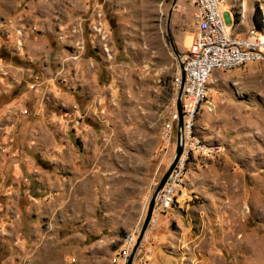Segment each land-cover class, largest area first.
I'll list each match as a JSON object with an SVG mask.
<instances>
[{
	"label": "rangeland",
	"instance_id": "374dc122",
	"mask_svg": "<svg viewBox=\"0 0 264 264\" xmlns=\"http://www.w3.org/2000/svg\"><path fill=\"white\" fill-rule=\"evenodd\" d=\"M172 4L0 0V264H123L173 158L159 132L194 24L177 0L174 55ZM226 6L264 32V0ZM198 107L221 152L189 160L133 264H264V64L214 70Z\"/></svg>",
	"mask_w": 264,
	"mask_h": 264
},
{
	"label": "built area",
	"instance_id": "2783aa9c",
	"mask_svg": "<svg viewBox=\"0 0 264 264\" xmlns=\"http://www.w3.org/2000/svg\"><path fill=\"white\" fill-rule=\"evenodd\" d=\"M227 0H192L194 36L184 52L178 54L180 69L184 73L181 88L182 122L179 127L181 154L170 169L164 184L154 199L151 225L154 214H161L170 207L185 190L184 178L187 163L193 156L215 157L221 152V146L211 144L199 138L194 131V122L199 104L206 95V86L214 70H229L246 63L264 64V32L247 28L245 34L231 33L225 23L224 12ZM230 21L232 14L227 12ZM178 89L181 84V70L175 78ZM176 98L171 102L166 120L160 128V139L165 147L175 151V139L178 112ZM158 185V184H157ZM134 234H127L117 256L126 262V256L134 244ZM116 261L115 259H113Z\"/></svg>",
	"mask_w": 264,
	"mask_h": 264
},
{
	"label": "water",
	"instance_id": "95a60500",
	"mask_svg": "<svg viewBox=\"0 0 264 264\" xmlns=\"http://www.w3.org/2000/svg\"><path fill=\"white\" fill-rule=\"evenodd\" d=\"M176 1L177 0H173V4H172V7L169 9L168 13H167V20H166V25H165V31H166V34L169 38V41H170V44H171V48H172V51L174 53V55L176 54V51L174 50V44H173V41L171 39V33L169 31V27H168V20H169V17H170V13H171V10L172 8L175 6L176 4ZM177 55V54H176ZM180 63H179V68H180ZM184 83V73L181 69V84L179 85L178 87V91H177V95H176V104H175V107L177 109V112H178V122H176V131H175V151H174V154H173V158L172 160H170L167 168L165 169V171L163 172L162 176L160 177V179L158 180V185L156 186L151 198H149L148 200V203H147V206H146V211H145V215H144V218L142 220V227L139 231V234L136 236V239L134 241V244L133 246L131 247V250H130V253L127 257V263L126 264H133V259H134V256H135V253H136V250L139 246V243L141 241V238L142 236L144 235L149 223H150V218H151V215H152V208H153V203H154V199L156 198L157 196V193L158 191L161 189L162 185L164 184L163 182L165 181L169 171L171 168H173L174 164L176 163V160L179 159V156L181 154V145L179 143V127H180V124L182 122V112H181V101H180V96H181V88H182V84Z\"/></svg>",
	"mask_w": 264,
	"mask_h": 264
},
{
	"label": "crops",
	"instance_id": "0c3cea01",
	"mask_svg": "<svg viewBox=\"0 0 264 264\" xmlns=\"http://www.w3.org/2000/svg\"><path fill=\"white\" fill-rule=\"evenodd\" d=\"M193 8H194V7H193ZM227 12H230V11H229V8L226 6V9H225V12H224V19H225V23H226V25H227V27H228V31H230L231 33L245 34L246 31H247V30H246L247 28L243 27L241 31L236 30L237 25H236V26L234 25L233 20H232V21L229 20ZM238 24H239V23H238ZM193 31H194V25H193ZM194 33H195V31L192 33L193 36H194ZM192 39H193V37H192ZM192 39H190L188 43H190ZM183 41H184V40H183ZM188 43H187V44H188ZM194 130H195V129H194ZM195 134L197 135L196 130H195ZM197 136H198V135H197ZM198 137L200 138V136H198ZM204 141H206V140H204ZM207 141H208V140H207Z\"/></svg>",
	"mask_w": 264,
	"mask_h": 264
}]
</instances>
